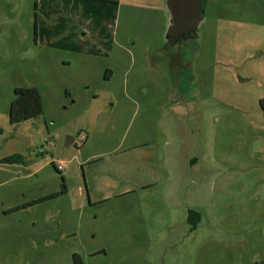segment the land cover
<instances>
[{
  "label": "rangeland",
  "instance_id": "rangeland-1",
  "mask_svg": "<svg viewBox=\"0 0 264 264\" xmlns=\"http://www.w3.org/2000/svg\"><path fill=\"white\" fill-rule=\"evenodd\" d=\"M165 31L163 0H0V264H264V0H205L177 72Z\"/></svg>",
  "mask_w": 264,
  "mask_h": 264
},
{
  "label": "water",
  "instance_id": "water-1",
  "mask_svg": "<svg viewBox=\"0 0 264 264\" xmlns=\"http://www.w3.org/2000/svg\"><path fill=\"white\" fill-rule=\"evenodd\" d=\"M166 17L165 44L174 52L192 43L203 23L204 0H163Z\"/></svg>",
  "mask_w": 264,
  "mask_h": 264
},
{
  "label": "trees",
  "instance_id": "trees-1",
  "mask_svg": "<svg viewBox=\"0 0 264 264\" xmlns=\"http://www.w3.org/2000/svg\"><path fill=\"white\" fill-rule=\"evenodd\" d=\"M14 94L15 99L12 101L8 112L9 123L11 125H16L20 122L26 121L42 114V101L37 89L17 88L14 90ZM261 106L263 108L264 101H261ZM13 161L14 160L12 157L5 159V162L8 163H11ZM188 221L192 225L191 230H194L198 223L196 212L189 211ZM74 257H76L80 261L78 255H74Z\"/></svg>",
  "mask_w": 264,
  "mask_h": 264
},
{
  "label": "flooded vegetation",
  "instance_id": "flooded-vegetation-1",
  "mask_svg": "<svg viewBox=\"0 0 264 264\" xmlns=\"http://www.w3.org/2000/svg\"><path fill=\"white\" fill-rule=\"evenodd\" d=\"M203 8H204V2H203ZM184 55H185V53H182V52H173L172 53L171 51H167V50L163 51V53L160 54V56L162 58V66L164 68L168 67L169 69H173L174 71L177 72L179 69L183 68V66L181 64L182 62L180 61V59H183ZM157 262H159V261H157ZM73 264H82V262L73 256Z\"/></svg>",
  "mask_w": 264,
  "mask_h": 264
},
{
  "label": "built area",
  "instance_id": "built-area-1",
  "mask_svg": "<svg viewBox=\"0 0 264 264\" xmlns=\"http://www.w3.org/2000/svg\"><path fill=\"white\" fill-rule=\"evenodd\" d=\"M62 164H63V163H58V164L56 165V169H57L58 171H62V169H63Z\"/></svg>",
  "mask_w": 264,
  "mask_h": 264
}]
</instances>
